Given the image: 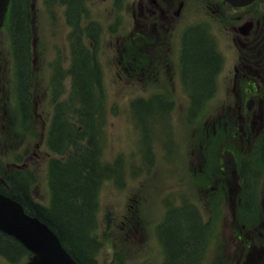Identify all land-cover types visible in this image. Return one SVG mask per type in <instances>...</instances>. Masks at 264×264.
Instances as JSON below:
<instances>
[{"label":"rangeland","instance_id":"rangeland-1","mask_svg":"<svg viewBox=\"0 0 264 264\" xmlns=\"http://www.w3.org/2000/svg\"><path fill=\"white\" fill-rule=\"evenodd\" d=\"M47 1L50 0H30L34 4L36 22L35 70L31 87L37 100L29 132L35 131V136L21 127L13 98L14 72L8 35L5 29L0 31V159L10 169L9 163L17 161L16 156L26 151L23 163L35 178L31 193L43 204L49 201L47 163L53 157L42 142L52 114L51 73L46 64L59 55L65 69L67 64L63 61L68 56V28L64 23L63 9L56 0H52L49 6ZM107 4L104 0L87 2L90 17L100 24L96 55L102 69V94L106 106L101 131V159L110 164L116 160L119 162V181H106L98 192L94 217L95 235L100 245L96 256L98 264H113L117 260L121 264H160L163 244L157 240L155 228L161 220L167 198L171 199V204L185 202L194 205L201 219L211 221L204 264L216 259L227 264H264L263 175L258 174L257 180L262 179V183L259 180L251 189L247 208L237 188L240 179L236 181L233 176L234 158L229 152L224 153L230 143L237 142L231 139L233 130L229 121L231 107L235 104L231 97L233 83L224 78L232 58V46L226 34L215 31L213 35L223 58L222 75L217 79L215 92L204 109L202 107L203 111L191 116L188 111L186 113L188 100L182 86L170 80L174 71L172 58L168 64L161 61L147 63L142 57L145 52L137 45L141 43H137V38L133 41V48L123 51L127 46L123 43L133 37L126 35L133 28L138 31L136 21L107 17L104 11ZM201 7L189 12L187 20L203 15L205 10ZM97 14L99 18L95 16ZM170 27L165 25L163 30ZM210 29L213 32V28ZM162 34L166 38L169 36L164 31ZM124 60L130 63H123ZM133 68L136 75H133ZM154 92L167 95L172 105L165 113H153L158 107L153 110L145 106L144 109L151 114L144 118L149 123L144 139L136 123L138 119L132 115L131 102L149 97V93ZM138 108L141 107L136 106L134 113H138ZM190 116L188 122L186 118ZM219 118L229 121L228 129L214 131L215 135L218 133L217 137L223 135L224 139H214L216 143L209 145L208 152L204 153L199 143ZM233 148L242 158L254 160L256 157L246 153L241 145ZM0 264H5L1 257Z\"/></svg>","mask_w":264,"mask_h":264},{"label":"trees","instance_id":"trees-1","mask_svg":"<svg viewBox=\"0 0 264 264\" xmlns=\"http://www.w3.org/2000/svg\"><path fill=\"white\" fill-rule=\"evenodd\" d=\"M63 4L68 7L67 17L77 36L74 39L72 66L65 74L71 80L72 93L70 98L56 104L54 125L50 131L51 148L65 159L50 163V207L44 208L33 202L27 186L28 177L13 175L6 178V181L11 184L15 199L22 203L29 214L46 223L80 264H96L94 252L97 242L92 236V230L97 192L101 182L113 173V169L104 165L99 157L98 125L103 110V99L100 96L103 87L102 70L91 49L81 43L79 16H82V1L64 0ZM30 24L26 0H15L11 30L25 76L29 57ZM96 30L94 24L85 29L92 41L95 39ZM194 36L187 40L186 50L189 57L186 65L191 79L188 86L193 106H198L204 93L208 95L212 90L211 69L216 64V58L212 43L203 38L201 33ZM60 72L58 68L55 86H59L62 75ZM63 92L64 90L61 94ZM146 106L156 107L155 104ZM140 107L139 114L148 111L144 109L145 105ZM159 110L163 111L161 108ZM3 173L4 170L0 168L1 179ZM250 174L248 173V183L252 180ZM0 189L2 190L1 187ZM189 210L175 211L169 216L167 226L162 230L166 249L163 264H201L203 260L207 226ZM0 256L10 264H20L29 254L14 238L0 232Z\"/></svg>","mask_w":264,"mask_h":264},{"label":"flooded vegetation","instance_id":"flooded-vegetation-1","mask_svg":"<svg viewBox=\"0 0 264 264\" xmlns=\"http://www.w3.org/2000/svg\"><path fill=\"white\" fill-rule=\"evenodd\" d=\"M108 2L105 13L131 14L138 20L141 34L147 36V25L160 21L169 39L175 36L176 26L184 24L191 10L204 7L205 13L198 17L192 28H180L181 50L170 80L191 82L187 54V40L201 33L214 45L216 64L211 73L214 80L220 77L223 58L215 49L214 32L226 34L232 46L231 65L224 78L233 83L232 94L236 100L231 114L233 137L246 141L250 146L264 137V0L234 7L225 0H104ZM12 2V0H11ZM114 4L118 8L110 7ZM196 5L197 7H193ZM108 9V10H107ZM119 9L121 10L119 13ZM202 26H198V24ZM210 28H213V32ZM159 38V36H158ZM142 41L143 39L140 38ZM186 43V44H185ZM167 63V62H164ZM184 70V71H183Z\"/></svg>","mask_w":264,"mask_h":264},{"label":"water","instance_id":"water-1","mask_svg":"<svg viewBox=\"0 0 264 264\" xmlns=\"http://www.w3.org/2000/svg\"><path fill=\"white\" fill-rule=\"evenodd\" d=\"M245 4L250 0H229ZM7 0H0V24ZM0 231L14 236L34 256L27 264H77L61 247L58 238L37 218L24 213L22 206L0 194Z\"/></svg>","mask_w":264,"mask_h":264}]
</instances>
